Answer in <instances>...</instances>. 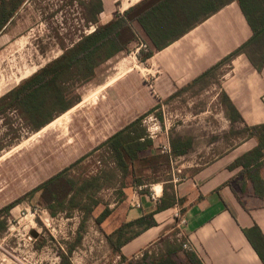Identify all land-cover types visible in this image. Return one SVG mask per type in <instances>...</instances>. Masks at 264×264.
Masks as SVG:
<instances>
[{
    "label": "rangeland",
    "instance_id": "374dc122",
    "mask_svg": "<svg viewBox=\"0 0 264 264\" xmlns=\"http://www.w3.org/2000/svg\"><path fill=\"white\" fill-rule=\"evenodd\" d=\"M88 1L25 0L0 34V89L2 92L6 89L4 94L94 30L95 26L85 20L84 2ZM110 3L104 0L106 13L100 16V24L110 21L123 9L117 0L110 10ZM236 7L233 4L225 8L203 29L206 35H212V38L207 35L205 43L213 57L208 61L210 66L193 71L180 61L182 67L179 62L178 70L181 71L179 76H171L173 82L166 77L167 56L160 59L161 65L157 60L141 63L137 57L141 48L134 44L128 53H121L101 65L94 79L79 89L81 103L41 131L24 134L18 144L0 151L1 209L84 156H87L85 160L70 175L79 178L99 172L105 167L108 154L104 149L93 150L151 109L155 111L144 118L143 124L160 156L166 159L171 155L167 151L171 150V138L195 139L184 158H172L170 164L161 159L149 169H137L135 175L129 173L120 180L118 174L114 180L104 182L105 186L97 194L102 203L82 228V213L73 211L52 217L38 203V196L25 199L10 211L6 217L7 229L0 232V264H123L105 234L114 233L122 225L131 202L142 193L151 197L154 186L163 187L173 176L178 180L184 177L181 166L212 160L215 155L208 148H216L215 154H219L233 146L235 139L245 137L243 128L227 119L221 104L222 92L228 95L226 91L233 81L234 61L235 87L247 95L252 67L244 57L221 66L207 87L201 89L196 85L177 93L189 79L212 67L250 37L249 27ZM184 44L185 41L178 42L165 52H177ZM259 83L261 78L256 75L255 84L251 85L257 89ZM166 88L177 94L169 99ZM259 103L264 105V94ZM5 122L0 119L3 144L11 138ZM235 127L239 130L235 131ZM212 143L215 145L211 147ZM107 207L112 214L99 226L95 219ZM133 231L125 230L123 238Z\"/></svg>",
    "mask_w": 264,
    "mask_h": 264
},
{
    "label": "trees",
    "instance_id": "16d2710c",
    "mask_svg": "<svg viewBox=\"0 0 264 264\" xmlns=\"http://www.w3.org/2000/svg\"><path fill=\"white\" fill-rule=\"evenodd\" d=\"M24 2L25 0H0V34ZM233 3L238 5L251 30L250 38L177 93L196 85H200L201 89L207 87L221 66L233 62L240 56L244 57L258 74L262 73L264 70V0H141L123 12H118L105 24H100L99 21L104 12L103 1L84 2L85 20L88 25L95 26L94 30L82 36L71 47L66 48L59 57L0 97V119L6 120L5 125L10 128L11 134L7 144H3L0 139V151L15 146L25 135L41 131L81 103L82 96L79 89L94 79L101 65L121 53H128L132 45L136 44L139 47L141 43L146 45V48H141L137 56L138 60L144 63ZM221 104L231 124L244 123L241 112L225 92L221 94ZM154 111L155 108L139 116L93 150L96 152L104 149L108 154L104 163L105 167L99 172L79 178L70 175V172L85 160L87 156H84L32 189L25 197L1 208L0 232L7 229L6 217L10 211L25 199H33L35 196H38V203L49 211L52 217L61 213L71 214L73 211L82 213V228L94 210L102 203L97 198V194L105 186L104 182L114 180L118 174L120 180L129 173L135 175L137 169H149L154 163H160L161 159H165L155 149L154 141L143 124L144 118ZM159 120L162 121L160 115ZM241 132L245 134L244 138L255 139L257 145L239 157L229 166V169L241 168L238 176L248 179L253 185L255 195L263 197L264 182L261 178V169L264 166V123L246 124ZM170 145L171 155L165 159L168 164L171 163L172 158L186 155L192 149V140L181 137L171 138ZM171 180L163 184V196L153 211L144 213L134 221L123 222L110 235L105 234L113 252L120 255L122 263L202 264L193 251L183 248L186 239L181 241L175 239L172 246H165L163 253L147 250L141 259L127 260L121 255V248L125 244L143 231L157 225L155 214L176 205L174 185ZM230 184L231 182L227 183V185ZM142 195L145 194L142 193ZM236 196L240 201V197L237 194ZM111 214L112 211L108 207L105 208L96 217V224L102 225ZM127 229L134 231L123 238L124 231ZM244 233L264 263L263 234L257 226L251 230H245ZM72 250L73 248L69 252ZM181 251L184 252L185 262L179 259L178 253Z\"/></svg>",
    "mask_w": 264,
    "mask_h": 264
},
{
    "label": "crops",
    "instance_id": "0c3cea01",
    "mask_svg": "<svg viewBox=\"0 0 264 264\" xmlns=\"http://www.w3.org/2000/svg\"><path fill=\"white\" fill-rule=\"evenodd\" d=\"M102 1L104 5L102 14H105L106 6L104 0ZM108 1L111 2L110 10H112V4L117 0ZM118 1L123 7L121 11L123 12L141 0ZM233 4L237 6L235 10L240 12L238 5L236 3ZM224 9L167 48L169 49L176 43L185 41L186 44H184L183 49L167 53L165 52L167 49H165L146 62L157 60L158 64L161 65L160 59L167 56L165 58L167 62L166 77L173 82L175 80L171 76H179L178 72L181 71L178 70L180 61L183 62V66L190 67L193 71L210 66L208 61L213 59V57L209 55L205 43L208 42L207 35L210 38H212V35H209V33L206 35L203 29L207 22L218 17ZM249 36H251V30ZM195 43L198 45L196 46ZM181 62L180 68L182 67ZM233 65V81L230 89L226 92H228L230 99L241 112L244 123L232 125L239 124L244 128L246 124L259 125L264 123V105L259 103L260 98L264 94V70L261 74H258L252 68L248 75L247 95H245L240 91L241 89L235 87V61ZM236 70H238V67ZM203 72L189 79L186 85ZM256 75L261 78L260 87L257 89L251 85L252 83L255 84ZM173 82L171 83L172 85ZM3 90L2 92L0 89V96L6 91V89ZM165 91H169L168 97L172 96L173 91L167 88ZM237 130L239 129L235 127V131ZM187 138H191L194 144L195 139L192 137ZM214 145L215 143L210 144L211 147ZM256 145L255 139L243 138L239 141L235 139L233 146L219 154H215L216 148H208V150H213L211 153L215 155L209 162L200 165L193 161L191 162L192 164L187 163L186 166H181V168H184L185 176L179 180L173 176L171 180L174 185L176 205L155 214L154 218L157 225L143 231L125 244L121 248V255L130 260L141 259L147 250L163 253L165 246H172L175 239L183 240L181 238V233H183L187 240L186 242L193 248V252L198 256L202 264H264L244 233L245 230H251L257 226L264 236V196L258 197L255 195L251 182L238 176L241 168L229 169L230 165L239 157L254 149ZM189 152L178 158L186 157ZM178 172L180 173L181 169ZM261 178L264 182V166L261 169ZM229 182L231 184L227 185ZM156 191L158 195L156 200L151 199L148 195L141 194L137 200L132 201L130 207L124 213L123 222L134 221L144 213L153 211L163 196V187L157 185ZM236 194L240 197V201L237 199ZM136 203H139L140 207H137ZM181 221H184V224L179 227ZM262 254L264 256V250H262ZM178 255L179 259L185 262L184 252L181 251Z\"/></svg>",
    "mask_w": 264,
    "mask_h": 264
},
{
    "label": "built area",
    "instance_id": "2783aa9c",
    "mask_svg": "<svg viewBox=\"0 0 264 264\" xmlns=\"http://www.w3.org/2000/svg\"><path fill=\"white\" fill-rule=\"evenodd\" d=\"M139 48H146V45L143 44V43H141V45H140ZM167 151L170 153V152H171L170 148H169ZM174 182H175V180H174ZM155 188H156V186H154L153 189H152V190L154 191V193H153V195L151 196V199H153V200L158 199V195H157V193H156V191H155ZM136 206H137V207H140V204H139V203H136ZM183 224H184V221H181V222L179 223V227H181ZM181 238H182V239H186V238H185V235H183V233H181ZM183 248H184V249H187V250H190V251H193V248H192L191 246H189L188 242H185V243H184Z\"/></svg>",
    "mask_w": 264,
    "mask_h": 264
},
{
    "label": "bare ground",
    "instance_id": "6f19581e",
    "mask_svg": "<svg viewBox=\"0 0 264 264\" xmlns=\"http://www.w3.org/2000/svg\"><path fill=\"white\" fill-rule=\"evenodd\" d=\"M155 191H156V188H155ZM157 192V191H156Z\"/></svg>",
    "mask_w": 264,
    "mask_h": 264
}]
</instances>
